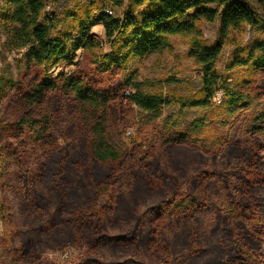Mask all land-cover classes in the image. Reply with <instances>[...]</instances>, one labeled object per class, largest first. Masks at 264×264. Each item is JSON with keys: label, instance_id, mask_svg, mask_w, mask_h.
<instances>
[{"label": "rangeland", "instance_id": "374dc122", "mask_svg": "<svg viewBox=\"0 0 264 264\" xmlns=\"http://www.w3.org/2000/svg\"><path fill=\"white\" fill-rule=\"evenodd\" d=\"M264 18V0H248ZM128 0H48L46 11L57 19L56 30L76 33L75 17L87 10L109 7L121 16ZM215 8V5H211ZM203 42L213 45L219 38L220 19H201ZM91 34L103 42L102 49L77 52L75 64L36 66L27 72L24 51L5 49V34L0 27V74L7 70L26 85L37 76L57 77L75 70L86 74L95 87L141 89L148 93L183 98L201 96L202 71L189 54L190 39L174 35L171 48L160 54L133 58L121 73L100 72L95 59L109 51L104 27L94 25ZM264 38V31L250 25L230 32L216 63V71L231 89L247 94L251 103L231 115L227 96L213 98L210 106L165 107L156 120L127 98L109 107L108 132L112 142L127 152V164L118 176L116 200L101 192L102 167L90 159L86 130L79 124L72 103L60 92L47 98L46 107L55 110L52 141L34 144L24 135L10 136L0 126V264H83L90 258L115 264H162L164 259L147 242V231L137 236L133 246H122L118 239L135 223L130 212L147 220L163 195L150 189L145 175L165 174L178 185L180 200L189 204L192 197L206 199L208 205L193 216L181 210L168 214L162 230V245L172 253V264H189L187 257L194 244L203 249L200 264H217L222 252L233 243L230 223L232 201L241 199L249 155V130L264 113V72H254L236 62L246 57L252 43ZM29 76L25 79V74ZM11 115L9 97L0 95V119ZM179 132L191 134L193 144L175 143ZM8 143L16 146L14 152ZM29 176L24 183L22 173ZM169 180V181H170ZM259 195L261 223L264 227V184ZM73 213H96L104 223L110 240L97 250L73 239L75 225L66 217ZM54 223V225H50ZM264 247V241H263ZM256 264H264V257Z\"/></svg>", "mask_w": 264, "mask_h": 264}, {"label": "trees", "instance_id": "16d2710c", "mask_svg": "<svg viewBox=\"0 0 264 264\" xmlns=\"http://www.w3.org/2000/svg\"><path fill=\"white\" fill-rule=\"evenodd\" d=\"M47 4L48 0H0V27L6 37L5 49L24 51L27 72L36 66L58 63L71 66L75 64L80 49H102L103 42L91 34L93 26L101 24L109 51L101 52L95 59L100 72L121 74L131 59L160 54L171 48L170 37L179 35L190 39L189 54L203 74L202 94L198 98L173 97L141 89L128 90L124 96L123 92L131 86L130 83L119 88L95 87L88 82L86 74L75 70L62 72L57 77L37 76L27 85L23 81H15L7 70L0 74V95L9 97L11 111L8 118L0 119V126L4 124L6 132L17 140L27 135L34 144H49L53 138L56 113L46 107L47 98L53 92H60L72 103L79 124L86 130L90 159L103 169L101 192L112 203L116 200L118 176L127 164V152L112 142L108 132L112 103L127 98L140 110L152 115L153 120L161 117L165 107L172 104L182 108L210 106L220 89L225 91L231 115L251 103L247 94L225 85L216 71V63L231 31L244 25L264 31V18L248 0H128L121 16L104 7L98 11L87 10L75 17L76 33L56 30L58 21L46 11ZM218 17L219 38L213 45H207L203 42L199 22L201 19L215 21ZM236 62L249 66L254 72H264V38L254 41L247 56ZM28 76L26 73L24 78ZM248 134L251 143L246 156L245 185L241 199L231 202L227 214L233 221L229 229L233 243L221 253L217 264H256L264 257V227L258 205L260 197L255 191L264 184V113L256 118ZM172 140L186 145L195 142L192 135L185 132L177 133ZM7 147L12 152L16 148L12 143ZM22 176L28 185L29 176L24 172ZM143 180L150 189L159 191L163 199L153 206L147 220L130 212L135 223L119 237L118 242L122 246H133L137 236L147 231V242L164 259L162 264H172V253L162 245V230L168 214L181 210L193 216L205 208L208 201L192 197L189 204L184 203L180 200L178 185L165 174L145 175ZM66 217L75 225L73 239L79 244L85 243L90 250H97L111 238L96 213L69 212ZM203 256V249L194 244L187 262L200 264ZM83 264L115 263L90 258Z\"/></svg>", "mask_w": 264, "mask_h": 264}, {"label": "built area", "instance_id": "2783aa9c", "mask_svg": "<svg viewBox=\"0 0 264 264\" xmlns=\"http://www.w3.org/2000/svg\"><path fill=\"white\" fill-rule=\"evenodd\" d=\"M49 6V5H47ZM109 14H113V11L112 10H108ZM217 98L218 102H221L222 101V94L220 93V91L217 92L216 96H215V99Z\"/></svg>", "mask_w": 264, "mask_h": 264}]
</instances>
